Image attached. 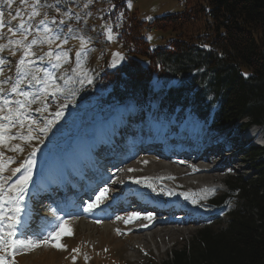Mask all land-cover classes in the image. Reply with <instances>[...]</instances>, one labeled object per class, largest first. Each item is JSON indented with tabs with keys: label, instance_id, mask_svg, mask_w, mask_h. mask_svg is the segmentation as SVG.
<instances>
[{
	"label": "rangeland",
	"instance_id": "1",
	"mask_svg": "<svg viewBox=\"0 0 264 264\" xmlns=\"http://www.w3.org/2000/svg\"><path fill=\"white\" fill-rule=\"evenodd\" d=\"M32 3H34V0H27V3H22L21 0H15L13 6L8 8L5 4V0H0V10L5 12L6 25L16 27L23 20L26 26L31 28V34L28 39L32 40L33 38H37L39 40L43 36L44 28V25L40 24L39 20L46 18L45 22L56 34L61 36V40L55 41L51 46L47 43H37L34 46V51L37 55L30 58L34 61V66L45 68L46 70L53 72L56 76L71 74V69L76 67L78 62L76 53L80 50L81 46V40L79 38L83 37L85 40H89L88 54L86 57L79 58V63L83 65L84 69L88 72L92 79V86L90 87L93 88L88 91L93 95V93L97 91L94 86L96 76L101 73V68L105 66L103 60L106 58L110 60L114 54L118 53L121 56L122 61L124 56L117 43V33L114 31V23L110 15L115 8L113 7V5H115L114 0H92V3L89 4L88 7H85L84 5L88 4L89 0H41L43 7L39 10L42 12V16L29 20L28 17L31 14ZM131 4L132 7L127 8L131 12L132 16H135L139 21L144 23L146 39L151 50L167 46L168 42L173 40L176 34L167 32V30L162 31L154 28V26L150 23L157 19H161L166 16H178L184 14H188L193 17V20L196 21V23H192L194 29L187 30V28H185V31L180 35L183 39L191 38V40H194L197 33L205 30L204 24L206 22L205 16L208 5L202 0H134ZM57 9H59V11H57ZM17 12L20 13V16L13 20L9 13L15 15ZM64 13H68V16H65ZM186 18L189 17L186 16ZM53 20L56 22L53 23ZM60 21H63V23H60ZM105 24L110 25L113 28L114 39H107ZM69 28L72 29L71 32H69ZM37 29H39V31H37ZM3 31L6 37L3 39V43L7 44V37H9L10 34L7 33V28ZM65 37H67L68 42L63 44L62 41ZM12 38L19 39L20 36L18 34L16 37ZM48 51H52L54 55L59 54L62 51H67L70 57L69 63L65 64L62 68H54L53 63H50L47 58L44 60L40 59V56L44 55ZM0 55L11 62L6 67L4 76L0 77V79L6 80L5 87L10 88L11 84L7 82V78H10L12 81L17 79L18 74L16 72V65L22 57V50L18 51L15 56H12L8 50H5ZM118 57L119 56L115 55L114 60H117ZM8 68L11 70L9 71ZM87 84L88 83L85 82L83 85L79 83L71 85V87H73L77 92L74 99H65L64 97L60 98V103L68 104V107L64 109L63 116L67 119H60L46 135L36 131V126L33 125L32 135L34 138L31 141L16 139L7 142L5 145H0V153L4 154L3 156H0V162H8L9 157L13 158L12 162L8 163V170L0 173V176L10 178L8 179V183L14 182L24 171V169H22L21 173H17L13 176L10 170L25 163L28 159H33L35 161L32 168V177L36 175L41 166L44 165L40 173L36 176L37 180L41 174L40 178L43 179H51V174H57L56 177H58V179H66L70 176L77 177L78 175H81L80 166L74 163L72 168L75 169L74 172H77L78 175L73 174L71 170L63 174V170L60 171L63 175L59 177L60 173H56L59 168H55L54 161L57 158L63 157L65 153L69 154V152L65 151L71 149L70 143L73 136L90 133L93 125L92 119L94 120L96 114L101 113V109L98 108L99 104L96 103V99L97 97L99 98V96L90 97V103L84 107L77 110L74 108L77 98L80 97L79 92ZM162 87V84L158 83L154 87L153 96L155 98V103L152 113L142 115L143 117L140 115L137 117L136 115L132 118V124L143 129L145 134L148 133L149 124L157 116L159 96H161V102L164 103V90L162 91ZM22 90L36 92L39 90V86L32 87L25 84L22 86ZM160 91H162L161 94ZM6 95L9 99H16V97L10 92L6 93ZM48 102L50 106L47 112L43 114L37 111L26 113V115H28L31 119H35L39 123V126H43L48 119H54L52 113L57 110L58 104L52 97H49ZM12 106L15 107L16 105L13 104ZM38 106V104H34L32 105V108L35 109ZM69 108H73L71 109L72 111H70ZM131 109L135 114V104L133 102ZM159 113L160 115L163 113L162 104ZM88 114L90 117H88ZM181 114L182 116H180V118H186L191 115L190 112ZM170 124L172 126L175 125V121L172 120ZM207 125L209 126V123H206V126ZM124 129L126 131L127 127H124ZM253 130L257 131L260 129L253 128ZM11 132L27 135L28 128L27 125H25L23 129L17 127L13 128ZM262 133L264 134V130ZM212 134L217 133L212 131ZM57 143H60V145H58L55 149V144ZM17 144L23 148L22 152L9 150ZM258 147V145L254 146L252 149L255 150H245L239 152L238 155L234 153L237 152L236 147L233 148L230 146L231 150L224 149L222 155L226 157L222 158L223 161L220 168L214 172H208V174L200 171V168L203 165V160H200L198 163L195 162L194 165L190 162L189 164H191V166L189 167H193L195 168V171H197L195 175H202L201 177H205L206 180L210 181L208 184L216 188L214 191H206V187H208L207 184H198L196 179L198 177L184 178L183 176L179 179V184H177V186H175L176 184L164 183L162 188L153 184H149V187L151 188V192L156 197L163 198L168 196L169 199L185 201L189 206H192L190 208L191 211L199 210L205 212L207 217L203 221L208 223L211 222L209 227L219 226L222 221L227 219L228 216L232 215V213L237 210V201L233 196L228 197L224 200V204L221 209L217 210L216 208L217 211L210 208L213 206L211 201L227 192L225 184L227 179H238L242 177L243 180L246 181L255 177L258 170L253 166L255 164H259L260 162H264V151L258 150ZM33 148L36 149L35 155L30 156ZM260 154H262L260 158L257 157L254 159L256 155ZM232 155L233 158L229 159ZM51 159L52 161L49 163ZM215 160H213L212 156H210L209 161ZM51 166H53L54 172L51 171L49 175L46 172L47 168ZM136 166L137 169L142 172L141 174L144 175L162 173L165 171V166L160 164L159 161L155 160L153 157L148 158L147 162L146 160L138 162ZM214 166L215 165H212V167ZM189 173L192 174L191 172ZM31 183L32 180L30 184ZM55 183L56 182H54L51 186L56 185ZM30 184L28 187V189H30L29 193L32 190ZM182 184L186 187L184 188ZM105 188H107L109 192L107 193V198L103 199V202L99 203V207L102 206V204H106V202L112 204V200L114 199L113 196L117 194V192L111 182H109L102 190H98V192L93 196L94 198L91 199L89 203L95 201L99 193ZM169 192H171V195H168ZM186 196L188 197L187 199ZM193 196H195L199 203L192 202ZM29 201L30 199L26 198V204ZM83 206L86 209L88 205ZM36 207L41 208V204L37 203V206L31 210L30 214H26L29 228L27 230L25 229V233L33 227L32 224H34L35 221H39L38 219L36 220L34 216V214L36 215L38 213V209ZM84 207L83 210L87 214L84 213L83 216L81 215L80 219L75 217L67 218L65 220L68 222L67 229H70V233L66 229L60 234L59 241L53 237L50 238L49 243L30 251L21 249L14 257L15 264H145L149 261L159 263L165 260L167 256H170V252L172 250H180L184 246L190 244L194 237L197 236L198 232L207 226L203 224V221L196 224L183 223L180 225H158L157 227L155 223V225L152 224L151 226L153 230L148 232L144 231L139 234L131 231L135 228L134 223L139 221L140 218H130V214L133 213V211L130 208H125L122 214L116 216L122 217L123 219H109L113 225H118V229L115 231L113 229L106 230L103 228V222H105L108 218L103 221L96 220L93 216H91L94 208L92 211H86ZM107 212H109V210ZM112 214L113 212H109V215ZM63 216L65 217L66 215ZM39 217H41V215ZM83 217L85 218V221L89 223L88 227L83 226ZM47 221L48 219L43 220V222ZM39 222L37 223V227L41 226ZM61 222L62 220L56 225L58 226ZM92 222L94 225H91ZM214 229H220V227H214ZM34 232H36V230ZM57 243L62 244L65 247H55L54 245ZM73 249H78V251H73Z\"/></svg>",
	"mask_w": 264,
	"mask_h": 264
},
{
	"label": "trees",
	"instance_id": "2",
	"mask_svg": "<svg viewBox=\"0 0 264 264\" xmlns=\"http://www.w3.org/2000/svg\"><path fill=\"white\" fill-rule=\"evenodd\" d=\"M126 1L114 0L110 13L123 59L114 60V54L103 60L94 82L97 91H88L92 84L83 87L76 110L95 96L102 108L133 99L140 111L149 110L160 82L166 116L191 112L220 133L240 125L264 127V0H202L208 5L205 30L194 40L180 37L185 28L194 29L196 21L188 14L157 19L150 23L154 28L176 34L154 50L144 23L132 16ZM253 167L258 170L254 178L227 179V192L211 201L218 210L233 196L237 210L232 215L219 226L204 223L190 244L172 250L162 262L145 264H264V162Z\"/></svg>",
	"mask_w": 264,
	"mask_h": 264
},
{
	"label": "snow or ice",
	"instance_id": "3",
	"mask_svg": "<svg viewBox=\"0 0 264 264\" xmlns=\"http://www.w3.org/2000/svg\"><path fill=\"white\" fill-rule=\"evenodd\" d=\"M15 0H5V4L8 8H11ZM22 3H27V0H21ZM92 3L89 0L85 7H88ZM43 7L41 0H34L31 4V14L28 17L29 20L35 17H41L42 12L39 10ZM115 7V5H113ZM128 8L132 7L129 0L127 4ZM59 11V9H57ZM13 20H15L20 13L17 12L15 15L9 13ZM68 16V13H64ZM123 16V13H120ZM46 18L40 19L39 23L44 25L43 36L38 40L33 38L29 40L28 37L31 34V28L26 26L23 20L18 26H8L5 22V12L0 10V39H4L5 33L4 29L7 28V33L10 34L7 37V44H0V54L5 50H8L12 56H15L18 51L22 50V57L16 65V72L18 74L17 79L12 81L7 78V82L11 84L10 88L5 87V79H0V145H5L7 142L16 139H23L26 141H31L34 137L32 135L33 125L36 126V131L39 133L47 134L56 125V123L64 116V109L68 107L67 103H60V98L74 99L77 92L71 87L75 83L83 85L85 82L88 84L92 83V79L88 72L84 69L83 65L79 63V58L86 57L88 54L89 40H85L80 37L81 46L80 50L77 51L76 56L78 62L76 67L71 69V74L65 76H56L53 72L46 70L45 68L34 66V61L30 57H35L37 53L34 51V46L37 43H47L50 46L55 41H60L61 36L56 34L52 28L48 26L45 22ZM56 21L53 20V23ZM63 23V21H60ZM105 30L107 32V39H114L113 28L110 25L105 24ZM39 31V29H37ZM72 29L69 28V32ZM19 34V39H13ZM68 42L67 37L62 41L63 44ZM119 56V54H116ZM45 58L48 59L50 63H53L54 68H62L65 64L69 63L70 57L67 51H62L59 54H55L52 51H48L44 55L40 56L41 60ZM11 62L6 60L2 55H0V77L4 76L6 67ZM10 71L11 69L8 68ZM28 84L32 87L39 86V90L36 92L23 91L22 86ZM10 92L16 99H9L6 93ZM49 97L54 98L55 102L58 104L57 110L52 113L54 119H48L43 126H39V123L35 119H31L26 113L37 111L41 114L48 111L49 108ZM16 106L13 107L12 105ZM38 104L39 106L35 109L32 105ZM27 125L28 134L24 135L22 133H12L13 128L19 127L23 129ZM10 151H23V148L19 144L11 147ZM36 149L33 148L30 156L35 155ZM0 153V156H3ZM13 158L9 157L8 162H0V173L8 170V163L12 162ZM35 161L33 159H28L25 163L20 164L18 167L11 169V174L15 176L17 173H23L12 183H8V179L0 176V264H15L14 257L18 251L21 249L32 250L34 248L40 247L43 244L49 243L50 238H56L59 241L60 234L67 229L68 222L62 220L56 230L49 231L46 237L41 239H21L19 238L18 229L25 225V221L22 218L26 210V197L28 195V187L32 180V168ZM129 171H132L129 169ZM135 183H141L140 180H136ZM209 191H214L210 189ZM108 189H104L96 197V200L89 203L86 211H92L94 207L99 206V203L103 202V199L107 198ZM171 195V192L168 193ZM188 197L186 196V199ZM193 203H199V201L192 197ZM141 213L133 212L130 214V218L141 217ZM144 219L151 220L153 218L152 213L144 215ZM62 219V218H61ZM117 219H123L122 217H117ZM70 233V229H67ZM55 247L64 248L65 246L57 243ZM73 251H78V249H73ZM75 259V258H74Z\"/></svg>",
	"mask_w": 264,
	"mask_h": 264
},
{
	"label": "bare ground",
	"instance_id": "4",
	"mask_svg": "<svg viewBox=\"0 0 264 264\" xmlns=\"http://www.w3.org/2000/svg\"><path fill=\"white\" fill-rule=\"evenodd\" d=\"M89 141H90L89 139H84V140L80 139V140H77L75 142H72L70 144L71 149L65 151V152H69V154L64 152L65 155L63 157L57 158L54 161L55 162V164H54L55 168H59L56 173H60V171L64 170L62 173L65 174L66 172L71 170V172L73 174L78 175L77 172H74L75 169L72 168V166L74 165V163L80 166L82 162L90 160V158L87 155V146H85ZM231 142H232V140H231ZM225 155H227V154H225ZM203 157H204V154H201L195 162L198 163ZM216 157H217L216 155H212V159L213 160H215ZM208 158H210V156ZM232 158H233V155L231 157H229V159H232ZM52 159L49 161V163L52 161ZM69 159H71V160H69ZM189 159H191V157ZM47 165H46V167H47ZM219 168H220V166H219ZM51 171H53V166L48 167L46 173L49 174ZM196 172L197 171H194V172H191V173L195 174ZM62 173H60L59 177H61V175H63ZM181 175L182 176H192L189 172H184V171L181 172ZM51 176H52L51 179L39 178L38 183L36 185V188L32 189L31 196L33 195V196H35V198L37 200H39L41 198V195H45L46 194L45 191H50L52 189L51 184L53 185L54 181L58 183L59 187H60L61 184H63L65 187H69V188L73 187L74 180H75L74 176H70V177H68L66 179L65 178H62V179L59 178L58 179V177H56L57 174L56 175H52L51 174ZM77 177L83 178L82 174L78 175ZM97 181L100 182L99 181V177H98ZM128 183L133 184V183H135V180L129 179ZM69 193L75 194L76 192L71 189ZM31 196L29 197V199L31 198ZM76 202H77V204H76ZM116 203H117L116 200H112V204H109L107 202L106 204H102V206H100V207L98 206V207L94 208L95 212H97V213L98 212L99 213L104 212V214L102 216H104V217L107 216L108 219L105 222H103V228L106 229V230L107 229H113L115 231V230L118 229V227H117L118 225L115 226V225L112 224V222L109 221L110 218H117L116 217L117 215H115V214L109 215V212H114L115 211L114 208L118 207L117 206L118 204L116 205ZM26 205H27L26 211H25V213L23 214V217H22L24 219V221H25V225L21 226L20 229H19V238H21V239H26L27 238V239L37 240V239L43 238V235L45 234L46 230H49V229L51 231L56 230V226H57L56 224L59 223L61 220H63V218H64L63 215H69V213L70 214H73V213L74 214H79V212L81 210L82 203L80 201L76 200V198H74V196L73 197H68L66 194L65 195L60 194L58 196V198H57V201L55 203H53V201H52V205L51 206H53V207L55 206L56 209H49L51 207L50 204L46 205V206H43L41 208H37L36 207L38 209V213L36 215H40V212L44 213V214L41 215L40 219H38L40 221V223L42 224L43 220H46V219H48V221L47 222H43L42 229H40V230L37 229L38 227L35 225V226L31 227L27 231V233H25V229L27 230L29 227H28V221H27V218H26V214L27 213L30 214L31 210H33L35 208V206H37V202H34V203L28 202ZM108 210H109V212H107ZM53 211H54V214H53ZM118 212H119V210H118ZM163 212H165V211H163ZM59 213H61L60 216L58 215ZM29 214H27V215H29ZM34 216H35V214H34ZM30 218L32 219V217H30ZM82 222H83V226L84 227H88L89 226V223L85 221V218H84V220ZM91 225H94V223L92 222ZM158 225L166 226V224H156V227ZM154 228H155V226H154ZM35 230H36V232H34ZM151 230H153L152 227H150L149 229L144 230V231L148 232V231H151ZM144 231H138V232H135V233H139L140 234V233H142ZM31 232H32V234H31ZM146 232H145V234H146Z\"/></svg>",
	"mask_w": 264,
	"mask_h": 264
}]
</instances>
